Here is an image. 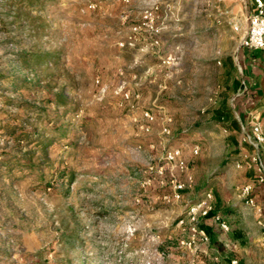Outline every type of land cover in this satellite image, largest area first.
<instances>
[{
	"label": "rangeland",
	"instance_id": "374dc122",
	"mask_svg": "<svg viewBox=\"0 0 264 264\" xmlns=\"http://www.w3.org/2000/svg\"><path fill=\"white\" fill-rule=\"evenodd\" d=\"M164 1L0 0V264H264L250 126L215 93L216 68L175 59ZM185 2H172L179 15ZM152 4L156 36L139 29ZM176 148L182 173L165 160ZM207 194L193 232L188 209Z\"/></svg>",
	"mask_w": 264,
	"mask_h": 264
},
{
	"label": "crops",
	"instance_id": "0c3cea01",
	"mask_svg": "<svg viewBox=\"0 0 264 264\" xmlns=\"http://www.w3.org/2000/svg\"><path fill=\"white\" fill-rule=\"evenodd\" d=\"M183 1L163 2L176 11L178 20L169 25L170 33H175L171 53L177 61L189 62L190 56L192 61L198 59L205 76L211 74V67L216 68L220 75L218 79L221 78L225 84L223 87L217 86L215 93L230 94L234 115L241 116L247 126L258 123L264 130V54L240 47L247 17L253 9L251 0H186L185 13L179 15L178 8L175 9L172 2L178 5ZM234 26L239 28L238 32L233 30ZM185 34L188 37L184 52V46L178 41ZM245 82L248 88L238 96L236 91L240 83Z\"/></svg>",
	"mask_w": 264,
	"mask_h": 264
},
{
	"label": "built area",
	"instance_id": "2783aa9c",
	"mask_svg": "<svg viewBox=\"0 0 264 264\" xmlns=\"http://www.w3.org/2000/svg\"><path fill=\"white\" fill-rule=\"evenodd\" d=\"M218 2H222L224 0H217ZM252 2V11L247 17V27L244 36L241 38L240 47L248 50V51H258L264 54V0H251ZM157 6L152 4L150 7L146 8L141 14V23L139 26L140 30L146 31L151 35L156 36L157 29L154 26V22L157 18L156 16ZM233 30L238 32V27H233ZM153 45L158 46L159 41L153 40ZM173 62V58L168 56L164 60H162V64L169 65ZM98 84V80L96 81ZM104 91L101 88V93ZM129 94L125 93L124 97L128 98ZM143 119L145 120V125H150L154 121V117L148 111H144L142 113ZM170 121V120H168ZM142 125L141 129L145 131L148 130V127ZM241 130L244 136V142L252 149L251 156H244L243 161L245 165L249 168L253 167L258 174L257 182L259 184L264 185V159H262L260 155V149L262 144L264 143V134L261 131V127L258 123H254L250 125L249 128L241 124ZM166 132V130H164ZM200 149L199 146H193L191 149V153L193 156L199 155ZM165 160L169 163H175L177 169L180 173L186 170L187 164L181 158V150L179 148L172 149L165 154ZM236 168H240L241 164L239 162L235 163ZM190 187V186H188ZM173 188V197L178 200L181 197V193L186 189V185L178 182L177 180L172 181ZM251 187L247 186L244 189V192L248 193ZM206 199L202 200L199 204L193 205L188 209V216L191 223V230L195 232L194 225L197 221L198 217H205L209 211V201L211 199V195L207 194ZM209 199V201H208ZM245 204L252 207L254 202L251 197L245 198ZM215 221L218 222L219 227L223 230L227 231L228 228L226 223L220 220L219 216L213 217ZM203 239L206 241L207 238L204 236V233L200 231ZM229 264H237L236 260L230 261Z\"/></svg>",
	"mask_w": 264,
	"mask_h": 264
},
{
	"label": "trees",
	"instance_id": "16d2710c",
	"mask_svg": "<svg viewBox=\"0 0 264 264\" xmlns=\"http://www.w3.org/2000/svg\"><path fill=\"white\" fill-rule=\"evenodd\" d=\"M40 0H23V3L26 4L28 7L33 8L35 7ZM42 1V0H41ZM44 1V0H43ZM213 214L210 213L208 217H211Z\"/></svg>",
	"mask_w": 264,
	"mask_h": 264
}]
</instances>
